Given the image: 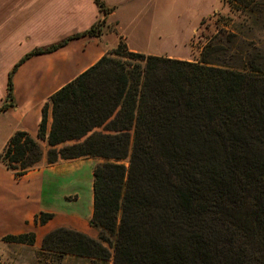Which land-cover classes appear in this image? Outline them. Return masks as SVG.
<instances>
[{"label": "trees", "instance_id": "16d2710c", "mask_svg": "<svg viewBox=\"0 0 264 264\" xmlns=\"http://www.w3.org/2000/svg\"><path fill=\"white\" fill-rule=\"evenodd\" d=\"M94 2L90 29L13 68L0 112L15 106L13 75L26 59L105 35L114 8ZM227 35L199 61L131 52L120 39L50 97L36 137L13 134L0 163L16 178L44 159L103 160L93 170L98 237L58 228L42 250L113 264H264V46L236 49V33ZM222 51L236 62H209ZM53 217L40 213L35 224ZM3 240L34 245L36 236Z\"/></svg>", "mask_w": 264, "mask_h": 264}, {"label": "crops", "instance_id": "0c3cea01", "mask_svg": "<svg viewBox=\"0 0 264 264\" xmlns=\"http://www.w3.org/2000/svg\"><path fill=\"white\" fill-rule=\"evenodd\" d=\"M104 1L114 8L104 36L72 38L54 52L29 57L17 68L13 75L15 106L0 112V153L16 131L36 137L42 108L50 97L95 65L117 46L118 40H123L131 52L181 60L177 52L189 43V36L197 31L204 16L198 8L192 15L194 4L190 0ZM174 1L184 2L182 9L174 8ZM99 18L94 0H0V106L7 95L10 72L27 54L85 32ZM110 30L116 39L109 38ZM127 35L134 36L132 44ZM101 161L80 158L50 165L44 159L40 167L19 178L0 163V243L6 236L34 233L35 245L40 246L43 238L58 228L95 238L96 231L90 224L94 211L93 170ZM85 162L91 165L88 205L68 213L60 205L68 208L71 195L81 203L78 190L85 189ZM73 187L77 191L70 190ZM40 213L53 214L54 218L45 225H36ZM61 214L68 216L65 222Z\"/></svg>", "mask_w": 264, "mask_h": 264}, {"label": "rangeland", "instance_id": "374dc122", "mask_svg": "<svg viewBox=\"0 0 264 264\" xmlns=\"http://www.w3.org/2000/svg\"><path fill=\"white\" fill-rule=\"evenodd\" d=\"M191 3L194 4V6H192L194 9L192 15H196L198 8L199 13L201 12L204 16L197 28V31L193 35L189 36V43L186 46L182 45L177 52L178 54L176 53L177 55H181V57H183L181 60L199 61L204 53L209 52V42H215V45H227L229 36L227 34L230 32L236 33L238 37L236 49H244V47L251 42L255 43L258 48H263L264 0H190V4ZM176 6V9L180 10L184 6V2L177 3L174 1V8ZM193 21L194 17H191V23H193ZM223 29L225 32H222ZM110 32L109 38L116 39L117 36L114 35V32H112V30H110ZM123 35L126 36V34ZM133 37L127 35L130 44L133 43ZM232 53V51L213 52L212 54H209L207 59L213 64L235 63L236 58H233ZM43 146L46 149L45 143H43ZM83 159L88 160L98 158ZM101 162H103V160ZM89 164L90 163L85 162L83 169L85 175L82 178L86 182L85 189L78 190V192L81 193V203H79L76 198L75 200L77 201H74L72 198L73 195H71V205L68 208L60 205L61 210L71 212L77 211L78 207L82 209L87 207L89 189L88 180H90L88 173L91 168V165ZM70 190L77 191V188L73 187L70 188ZM60 216L61 221L64 220L63 222H65L68 218L65 214H61ZM97 237L98 232L96 231L95 238ZM3 239L2 243H0V264H113L112 260H91L73 255L67 256L59 253H51L49 251L42 250V244L40 246H36L35 244L28 245L4 241ZM74 257L76 259H74Z\"/></svg>", "mask_w": 264, "mask_h": 264}]
</instances>
